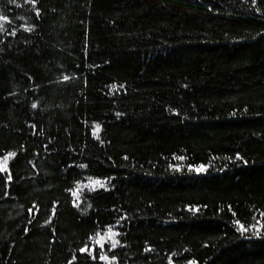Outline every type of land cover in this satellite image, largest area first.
<instances>
[{
    "label": "trees",
    "instance_id": "16d2710c",
    "mask_svg": "<svg viewBox=\"0 0 264 264\" xmlns=\"http://www.w3.org/2000/svg\"><path fill=\"white\" fill-rule=\"evenodd\" d=\"M0 264H264V0H0Z\"/></svg>",
    "mask_w": 264,
    "mask_h": 264
}]
</instances>
